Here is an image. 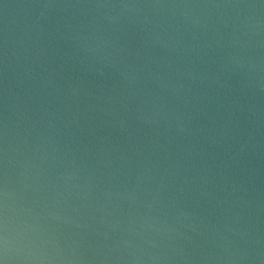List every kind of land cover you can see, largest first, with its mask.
<instances>
[{
	"label": "water",
	"instance_id": "1",
	"mask_svg": "<svg viewBox=\"0 0 264 264\" xmlns=\"http://www.w3.org/2000/svg\"><path fill=\"white\" fill-rule=\"evenodd\" d=\"M4 264H264V0H0Z\"/></svg>",
	"mask_w": 264,
	"mask_h": 264
},
{
	"label": "clouds",
	"instance_id": "2",
	"mask_svg": "<svg viewBox=\"0 0 264 264\" xmlns=\"http://www.w3.org/2000/svg\"><path fill=\"white\" fill-rule=\"evenodd\" d=\"M0 264H4V261L0 260Z\"/></svg>",
	"mask_w": 264,
	"mask_h": 264
}]
</instances>
